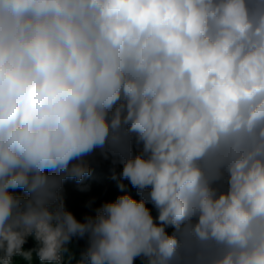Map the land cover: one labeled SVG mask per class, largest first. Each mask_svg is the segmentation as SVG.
Returning a JSON list of instances; mask_svg holds the SVG:
<instances>
[{
	"label": "clouds",
	"instance_id": "1",
	"mask_svg": "<svg viewBox=\"0 0 264 264\" xmlns=\"http://www.w3.org/2000/svg\"><path fill=\"white\" fill-rule=\"evenodd\" d=\"M97 150L124 194L77 219L64 185ZM17 258L264 264V0H0V264Z\"/></svg>",
	"mask_w": 264,
	"mask_h": 264
},
{
	"label": "trees",
	"instance_id": "2",
	"mask_svg": "<svg viewBox=\"0 0 264 264\" xmlns=\"http://www.w3.org/2000/svg\"><path fill=\"white\" fill-rule=\"evenodd\" d=\"M88 159L93 168L92 175L86 177L80 184H77L74 180H69L64 185L66 207L73 212L77 219H82L87 214H94L92 209L99 207L102 203L113 202L118 195L124 194L117 187L119 181L112 178L114 173L118 176L119 172L122 171V165L113 163L111 157L107 160L104 159L99 150ZM123 183L127 185L125 191L130 193L134 198L139 199L136 189L132 188L128 181H123ZM89 201H94L92 209L85 206ZM153 215H156L154 209ZM83 246L84 242L81 241L80 247L82 248ZM25 247H33V242L29 240ZM16 264H25V262L17 258Z\"/></svg>",
	"mask_w": 264,
	"mask_h": 264
}]
</instances>
